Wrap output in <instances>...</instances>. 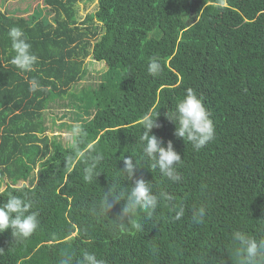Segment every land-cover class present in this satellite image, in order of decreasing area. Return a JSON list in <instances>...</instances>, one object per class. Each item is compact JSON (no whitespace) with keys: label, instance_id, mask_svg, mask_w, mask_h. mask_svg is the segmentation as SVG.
Segmentation results:
<instances>
[{"label":"trees","instance_id":"16d2710c","mask_svg":"<svg viewBox=\"0 0 264 264\" xmlns=\"http://www.w3.org/2000/svg\"><path fill=\"white\" fill-rule=\"evenodd\" d=\"M78 1L44 0L52 15L34 21L0 8V204L28 192L41 222L22 244L13 243L11 229L0 233V264H58L65 251L78 258L85 249L104 264H237L233 232L264 236V0H98L81 21ZM14 26L39 57L33 71L10 63ZM89 53L106 67L70 91ZM153 57L163 64L159 77L147 72ZM188 88L203 99L215 128L200 151L175 136L165 116ZM66 93L87 142L104 157L92 184L82 179V163L68 174L66 143L46 134L43 111L56 98L64 105ZM148 112H158L152 134L165 147L171 141L183 159L178 183L141 159L138 121ZM129 156L142 165L133 180L121 172ZM137 178L173 197L152 218L138 213L144 231L113 228L126 200L109 217L91 215L112 182L127 188ZM173 204L185 207L181 220L172 219ZM200 206L204 223L195 224L192 209Z\"/></svg>","mask_w":264,"mask_h":264},{"label":"clouds","instance_id":"9594fccd","mask_svg":"<svg viewBox=\"0 0 264 264\" xmlns=\"http://www.w3.org/2000/svg\"><path fill=\"white\" fill-rule=\"evenodd\" d=\"M8 38L11 41L10 63L23 72L34 70L39 57L32 51V45L28 42L23 29L11 27L8 31ZM147 72L152 77H159L163 72L162 62L153 57L150 59ZM38 84L35 80L29 81V91L36 92ZM158 112L146 113L138 123L144 130L140 135L142 158L148 162L152 170H159V173L172 182H180V167L183 164L181 155L173 148L171 141L163 146L162 138L152 134V129L159 127L156 117ZM167 119L176 125L175 136L183 138L192 145L195 151L203 149L215 138V128L203 99L197 95L192 88L186 90L185 95L176 104L175 108L165 113ZM70 152L65 158V168L68 174L76 169L78 164H83L82 179L88 184L96 182L97 177L103 172L101 161L103 155L96 151L93 143L87 142L86 129L79 122L73 123L70 131L64 138ZM124 168L121 170L129 180H133L137 170L142 167L141 160L134 162L132 157H124ZM67 177H65V181ZM109 197H112L110 201ZM121 200H126L119 215L114 219L112 225L120 233H140L144 231L143 225L138 219V213L144 212L149 218L153 217L161 201L172 202L173 197L164 191H154L151 182L143 178H137L131 187H121L119 182H112L107 193H103L97 200L90 212L96 220L109 217L108 213ZM174 216L172 219L181 220L185 215V207L180 204L172 205ZM206 208L200 206L192 209V222L195 224L204 223ZM39 212L35 210V201L28 192L21 194H9L6 201L0 204V233L11 229L15 244H22L27 241L40 227ZM232 241L235 247L232 255L236 258L237 264H264V236L257 239L246 235L243 231L236 230L232 234ZM90 243V241H88ZM4 249L0 248V252ZM58 264H104L94 251L83 250L77 258L70 251L62 253ZM221 264H223L221 260Z\"/></svg>","mask_w":264,"mask_h":264},{"label":"rangeland","instance_id":"374dc122","mask_svg":"<svg viewBox=\"0 0 264 264\" xmlns=\"http://www.w3.org/2000/svg\"><path fill=\"white\" fill-rule=\"evenodd\" d=\"M97 6L98 0L78 1L75 6L76 19L78 21L83 20L88 13L94 12L97 9ZM0 8L13 17L23 16L29 21H34L36 17L37 19H41L44 16L50 19L52 15V11L49 10V7L44 0H0ZM32 14H34L35 17H32ZM105 67L106 65L104 61L96 60L93 55L89 53L84 57L83 78L80 79L77 85H74L69 90H76L82 83L95 80V75L102 73ZM63 98V102H65L64 105H58L59 98H56L55 101L52 102L53 104L45 108L43 111V118L47 128L46 134L48 135L49 141L52 138V135L58 134L60 139L66 143L64 138L70 131L71 126L73 123L79 122L75 119L76 115L74 112L77 110L74 105H67V103L70 104L72 98L68 93H66ZM61 122L66 125L59 127ZM37 167L33 172L34 177L36 176ZM18 183H21V181Z\"/></svg>","mask_w":264,"mask_h":264}]
</instances>
